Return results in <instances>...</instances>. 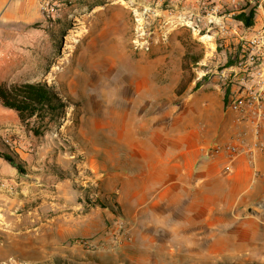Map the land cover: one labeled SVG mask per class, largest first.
I'll use <instances>...</instances> for the list:
<instances>
[{
	"label": "rangeland",
	"instance_id": "1",
	"mask_svg": "<svg viewBox=\"0 0 264 264\" xmlns=\"http://www.w3.org/2000/svg\"><path fill=\"white\" fill-rule=\"evenodd\" d=\"M41 1L45 19L55 24L56 46L65 48L56 70L86 77L58 90L67 104L63 117L41 135L0 104V264H264V188L244 199L217 187L208 222L214 236L197 238L196 223L168 227L179 208L166 206L159 190L149 192L143 168L155 145L150 135L158 133L152 129L169 120L173 127L197 120L202 134H214L210 148L231 139L241 116L230 104L244 81L229 68L248 49L226 45L221 21L208 29L205 8L195 16L181 0H79L114 3L113 10H84L81 22L71 0ZM248 5L200 0L216 15L234 12V19ZM111 38L114 49L105 46ZM248 84L255 91V81ZM183 203V218H191L197 208L190 199ZM242 213L252 220L246 229Z\"/></svg>",
	"mask_w": 264,
	"mask_h": 264
},
{
	"label": "crops",
	"instance_id": "2",
	"mask_svg": "<svg viewBox=\"0 0 264 264\" xmlns=\"http://www.w3.org/2000/svg\"><path fill=\"white\" fill-rule=\"evenodd\" d=\"M217 1H223L228 8H231L228 0ZM252 1L244 0V3L249 5L242 8L240 12H247L254 7ZM181 2L184 5L189 4L195 16L199 15L200 8H205L202 19L208 29L214 27L210 22L221 21L218 27L224 35L226 45H230V42H241L240 44L245 48L248 40H255L258 48L261 45L260 52L264 55V10L262 8L254 7V24L247 27L241 21L232 18L234 12H221L220 15H216L215 9L201 7L200 0H181ZM69 8L80 12L79 15L75 14L74 18L81 22L84 10H92L96 13L113 10L114 3L85 4L79 0H71ZM44 13L41 0H0V82L45 81L59 94L58 90L64 89L66 84L71 89V81L83 79L86 74L80 71L69 73L65 69L56 70L61 60L60 51H65V48L61 50L60 46H56L55 24L45 19ZM112 22L114 21L111 19ZM215 32L218 33V30ZM113 41L114 39L111 38L105 46L108 45L114 49ZM65 43L68 44L67 41ZM96 43L98 48L96 54L101 56L102 43ZM254 81L257 83V80ZM257 89L256 84L255 91ZM239 115L241 118L234 126L235 134L230 136L231 139L224 137L221 140L222 142L233 140L242 144V151L236 155L225 151L212 152L210 145L215 141L214 134L208 131L205 135L202 134L197 120L191 121L187 126L178 124L174 127L170 124L174 120H169L164 125L161 124L152 129L157 130L158 133L150 135L149 140L156 146L150 145L148 153L144 154L143 168L144 171L149 170V192L159 190L161 195L164 193L162 197H165L166 206L179 208L175 209L173 222L169 220L166 222L174 231L184 230V227L178 226L177 223L192 222L196 223V226L191 227L193 235L191 237L211 238L214 234H209L211 231L208 229V222L214 220L212 203L217 187L227 191L236 190L239 192L238 196L244 199L250 197L260 187L264 188V123L257 125V120L251 113H239ZM256 140L263 144L261 149L253 146ZM156 170H159L158 174ZM156 180H159L158 187L155 185ZM185 191L196 192V194L190 198L192 194L189 196L184 193ZM189 199L190 206L197 209H192L191 218H183L182 207L187 203L183 202ZM250 203L253 204V202ZM204 207L206 209H203ZM255 208L256 211L258 208L257 206ZM251 221L247 213L240 214L239 222L245 229L247 222ZM200 223L202 226L199 227ZM180 238H182L181 235ZM168 251L166 253H173L172 250Z\"/></svg>",
	"mask_w": 264,
	"mask_h": 264
},
{
	"label": "trees",
	"instance_id": "3",
	"mask_svg": "<svg viewBox=\"0 0 264 264\" xmlns=\"http://www.w3.org/2000/svg\"><path fill=\"white\" fill-rule=\"evenodd\" d=\"M255 8H250L247 12L241 11L236 19L249 27L254 24ZM194 62L198 58H194ZM193 78L187 80L191 83ZM181 86V84H180ZM200 86L196 82L194 89ZM230 90L226 89L224 94V104L230 96ZM0 104L5 108L17 113L20 121L34 134L41 135L48 126L49 121L63 117L66 103L59 97L57 92L45 81H32L7 84L0 82ZM10 163H16V167L23 172L20 164L8 155L2 154Z\"/></svg>",
	"mask_w": 264,
	"mask_h": 264
},
{
	"label": "built area",
	"instance_id": "4",
	"mask_svg": "<svg viewBox=\"0 0 264 264\" xmlns=\"http://www.w3.org/2000/svg\"><path fill=\"white\" fill-rule=\"evenodd\" d=\"M228 1L231 7L235 8L244 2V0ZM252 5L264 10V0H253ZM257 45L255 40H248L246 44L247 54L245 56L241 55L242 57H239L238 62L229 69L235 74L238 73L236 70L239 69L242 75L241 80L244 81L239 96L231 102L230 108L240 114H253L258 125L261 122L264 123V55L260 52L261 45H259V48ZM250 79L257 80L258 89L256 91H253L252 86L248 84ZM253 146L261 149L263 144L256 140ZM210 149L212 152L225 151L236 155L242 151V144L233 140L231 142H218L211 146Z\"/></svg>",
	"mask_w": 264,
	"mask_h": 264
},
{
	"label": "bare ground",
	"instance_id": "5",
	"mask_svg": "<svg viewBox=\"0 0 264 264\" xmlns=\"http://www.w3.org/2000/svg\"><path fill=\"white\" fill-rule=\"evenodd\" d=\"M260 220V219H259Z\"/></svg>",
	"mask_w": 264,
	"mask_h": 264
}]
</instances>
